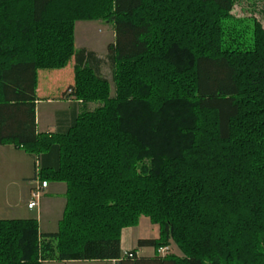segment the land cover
<instances>
[{
	"label": "trees",
	"instance_id": "trees-1",
	"mask_svg": "<svg viewBox=\"0 0 264 264\" xmlns=\"http://www.w3.org/2000/svg\"><path fill=\"white\" fill-rule=\"evenodd\" d=\"M236 1L0 0V144L66 183L55 232L0 219V264H264V28L233 17ZM84 18L113 21L114 96L104 59L74 48ZM71 59L64 95L102 104L37 132L38 70ZM140 214L159 224L137 240L152 256L121 249ZM170 239L182 257L157 253Z\"/></svg>",
	"mask_w": 264,
	"mask_h": 264
},
{
	"label": "rangeland",
	"instance_id": "rangeland-1",
	"mask_svg": "<svg viewBox=\"0 0 264 264\" xmlns=\"http://www.w3.org/2000/svg\"><path fill=\"white\" fill-rule=\"evenodd\" d=\"M232 15L235 18H246V17L254 16L261 22L262 27L264 28V0H237L232 9ZM113 42H114V25L111 19L84 18V19H77L73 22L74 48L75 49L86 48L88 50H92L97 55H99L100 57L104 59V62L100 65L99 73L102 77L106 78L109 84V96H114L115 94V82L113 80V65L107 59V52H108L107 46L108 44L113 43ZM56 70L58 69H39L38 70V81L40 83V86L43 87V90H44V93L42 94L43 96H45L44 94L48 90L51 93V95H58L60 89H64L67 86V84L72 81L73 59L69 61V63L67 64L65 68L61 69V70H64V71H61V73L56 74L55 73ZM48 85H50L54 89L53 90L49 89ZM40 95H41V92H40ZM78 101L80 102V104H82L81 110H84L85 108L91 111L94 108L102 104L101 102H98V101L85 102V101H82L81 99H78ZM45 106H46L45 103H39L37 107V112L42 113V109L46 108ZM12 152L15 153L13 155L14 158L18 157L20 158V160H23L22 154L24 153L22 151L12 150ZM36 157L38 158V156ZM1 158L2 156L0 155V160ZM3 165H5V163H1L0 161V188H2V185L4 184L5 180H6V187H7L8 185L7 174L11 173V170L9 169L12 168V166H8V165L3 166ZM35 171L36 170H34V174H35ZM31 172L32 171H30V173ZM39 173H40V170L38 168V176H39ZM39 180H40V176H39ZM40 181H43V180H40ZM45 181L48 183L52 180H45ZM54 182L63 183L66 188V183L64 181H54ZM13 189H14L13 186L10 185L9 190L12 191ZM31 192H30V200H31ZM5 193L6 192L4 190L3 195L0 196L1 201L4 200ZM40 195H41V191H40ZM13 198H16V196H14ZM39 199H40V196H39ZM65 205H66V196H65V203L63 205L62 211L61 209L59 211V213H61L60 216L58 215L59 219L54 218V220L51 223H49L47 227L43 225L42 223L38 225L40 233L41 231L57 230L58 223L60 219L62 218ZM17 219H20V218H17ZM141 238H153V239L160 238L159 224L152 222L150 217L145 214H140L138 216L136 224L128 225L121 229L120 244H121V239H123V244L125 247V250L124 251L122 250L123 254L136 248V251L140 253V255L137 254L138 256L154 255L156 250H154L153 247L147 246V247L137 248V240ZM157 253L160 256L174 254L180 257H182L184 254L181 248L178 246L176 242H174L173 239L169 240L168 245L160 247L157 250ZM51 261H58V260H51ZM66 261H84V262L86 261V263H78V264H112V260L111 261L109 260L107 261L106 260H66ZM59 264H63V263H59ZM67 264H73V263H67Z\"/></svg>",
	"mask_w": 264,
	"mask_h": 264
},
{
	"label": "crops",
	"instance_id": "crops-1",
	"mask_svg": "<svg viewBox=\"0 0 264 264\" xmlns=\"http://www.w3.org/2000/svg\"><path fill=\"white\" fill-rule=\"evenodd\" d=\"M64 70H56V74L61 73ZM73 83L72 81L67 84L64 89H60L58 95H51L49 90L44 94L43 87L40 86L37 80L35 103V118H36V130L37 132L52 133L55 131L66 130L73 122L79 110L82 108V104L78 100L71 99L64 95L66 88ZM49 89L53 90L50 85ZM41 92V95H40ZM47 94V95H46ZM49 94V95H48ZM44 98V99H43ZM39 103H45V107L42 109V113L37 112ZM12 144H0L1 163H5L3 166H12L11 173L7 174L8 185L6 187V180L0 188V196L3 195L5 190V198L0 199V219H17V218H35L38 225L41 223L46 227L51 223L54 218H58L65 203V185L60 182L50 181L46 187L40 189L41 195L38 202V206L35 208H28L27 203L30 200V192L34 188L35 183L33 181L35 161H39L34 155L27 154L22 148L11 146ZM12 150L22 151L23 160L15 157ZM37 159V160H36ZM30 160V162H29ZM30 171H32L30 173ZM30 173V174H29ZM13 186V190H9V186ZM6 187V189H5ZM12 193V194H11ZM16 196V198H13ZM55 210V212H54ZM58 222V220H57ZM52 230V229H51ZM53 231H41V233H53ZM121 249L124 251L125 247L123 239H121ZM138 255V251H136ZM67 264V263H86V261H46L43 264ZM112 264L115 261L112 260Z\"/></svg>",
	"mask_w": 264,
	"mask_h": 264
},
{
	"label": "built area",
	"instance_id": "built-area-1",
	"mask_svg": "<svg viewBox=\"0 0 264 264\" xmlns=\"http://www.w3.org/2000/svg\"><path fill=\"white\" fill-rule=\"evenodd\" d=\"M35 174L33 177V181L35 183V186L31 192V200L28 202L27 207L28 208H35L38 206L39 196H40V189L43 187H46L47 182L45 180L40 181L38 176V161H35ZM131 256V254L129 253Z\"/></svg>",
	"mask_w": 264,
	"mask_h": 264
}]
</instances>
